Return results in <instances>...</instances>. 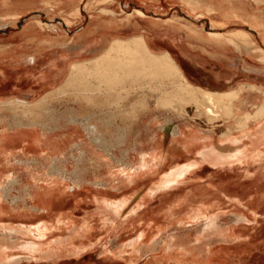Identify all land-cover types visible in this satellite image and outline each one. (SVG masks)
Returning a JSON list of instances; mask_svg holds the SVG:
<instances>
[{
  "label": "rangeland",
  "instance_id": "rangeland-1",
  "mask_svg": "<svg viewBox=\"0 0 264 264\" xmlns=\"http://www.w3.org/2000/svg\"><path fill=\"white\" fill-rule=\"evenodd\" d=\"M257 2L0 0V145L4 132L32 128L11 127L15 118L56 125L76 113L100 125L110 144L94 145L83 127L57 152L45 144L28 149L27 135L8 140L0 151V264H264V119L256 109L263 98L241 88L252 83L264 90V15L256 11L264 3ZM104 9L115 12L106 16L112 35L101 37L107 31L100 28L91 43L66 37L87 27L91 17L106 15ZM139 23L151 37L140 33ZM35 31L61 37L34 44L29 35ZM135 34H143L154 51L171 52L191 83L242 93L234 104L237 119L209 124L195 109L179 117L154 100L145 112L143 97L134 101L141 90L136 84L117 85L113 94L94 78L92 64L81 77H70L72 62L100 56L111 39ZM231 39H251L257 48L249 56ZM203 44L208 50L192 48ZM26 55L35 61H24ZM128 94L133 97L127 103ZM113 96L120 101L110 102ZM118 110L110 126L111 112ZM244 114L252 117L243 131ZM169 120L183 134L196 131L197 146L185 151L186 136L173 140L172 129L162 131ZM231 127L236 144L221 136ZM66 131L58 130L56 138ZM226 141L244 144L240 159L210 154Z\"/></svg>",
  "mask_w": 264,
  "mask_h": 264
},
{
  "label": "bare ground",
  "instance_id": "bare-ground-1",
  "mask_svg": "<svg viewBox=\"0 0 264 264\" xmlns=\"http://www.w3.org/2000/svg\"><path fill=\"white\" fill-rule=\"evenodd\" d=\"M257 1L258 5L264 3V0ZM256 11L258 12L259 16L264 15V10L259 11L258 9ZM104 13L106 15H115V12L109 9H104ZM140 14L144 15V13L141 11ZM258 15L255 14L253 18L258 19ZM3 24L4 21L0 19V26ZM48 26L52 27V30H56L58 28L57 25L53 24H50ZM35 38L38 39L39 37ZM231 42L236 45V48L241 53L246 52L249 56L250 54H252L250 50L252 48V50H255L257 48L256 44L253 43L251 39L246 40L244 42L231 39ZM150 45L152 44L149 43V41L143 34L139 35L138 37L129 38L126 40L116 39L110 42L107 47H105V51L100 56L94 57L90 60L81 61L74 65L70 77H77L78 75L79 77H81L87 65L92 64L93 67L91 72L94 74V78L98 82H104L108 87V90H113V94L118 93V89H116L117 85L119 86L122 84L123 89H125V87H131L136 84V86L141 90L137 91L138 95L135 99H133L135 102H140L141 100H139V97H143L142 99L144 103H142V105L144 106L143 110H145V112L150 111L152 101L154 100L157 104H159L168 112L179 113V117H185L186 114H188L191 110L195 109L196 112H198L197 115L206 117L207 122L209 124L214 123V121L216 122L217 119L219 120L221 118L227 119L229 121L237 119L233 118V116L235 115L234 104L236 101H238V99H241L242 93H240L237 89H232L228 91H213L212 89L210 90L191 83L188 80L187 76L184 74L181 67L172 57L170 52L166 51L158 53L154 51ZM243 48L245 49V51H243ZM31 60L32 59H30V62L33 61ZM149 78L151 79V81L148 85H146L147 83L145 82H148ZM243 87L251 92H257V94H260L258 95V98L262 96L263 100L261 103L258 104L256 109H258L259 114L262 115L261 118L264 119V90L260 89L258 85L252 83L241 85V88ZM132 97V94H128V96H126V102L128 103L129 100L132 99ZM119 101L120 100H116V96H113V99H111L110 102L115 103ZM127 103H125V105ZM13 104H15L14 101ZM120 112L121 110L112 111L110 115L112 120L114 118H117V114ZM250 115L252 114H244V116L240 118L244 124V126H241L243 131L248 126V119L252 117ZM116 122L117 119H114L113 122L111 121L108 123L111 126V124L115 125ZM171 123L172 120L165 122L164 125L160 126V129L162 131L172 129L171 134L174 136L173 140L179 141V137L177 135H181L184 133L181 130L183 129V127L180 125L172 127ZM10 125L11 127L15 126L17 128L25 127L26 125L32 128H30L29 130H24V132L16 131L14 132V134H5L4 132V136H2L4 137V140L3 144L0 145L2 146L0 151L9 146L8 140H11L13 136L27 135L30 138V142L29 144H27L28 149L36 151L38 150L39 146L45 144L48 149L50 148L52 151L57 152L62 148L64 144H67L70 140L75 139L82 127L89 135L88 137L91 139L94 145L105 149L110 145L109 141L105 138L104 132L101 131L102 128L100 127V125H98L97 123H93L91 117L86 115H80L77 113L72 114L71 118H67L64 123H59L56 125L40 123L35 119L26 123L23 118H15L14 123H10ZM39 128L43 130L42 133L39 132ZM61 128L67 129V133L65 135L66 137L57 139L56 132ZM233 130V127L228 128L227 130H225V132H223L221 136L223 138L230 139L229 142L235 143L236 140L234 138H231ZM42 135H45L46 139H43V137H41ZM183 135L187 137L184 138L187 139L185 143L186 147H184L185 151H190L191 147L197 146L199 135L196 131H193L189 135L186 133ZM122 137L124 138V134H122ZM188 137L190 140L188 139ZM229 142L226 141V144L222 146V148L220 147L213 149L210 154L218 159H228L231 157H236L237 159H240V157H242L244 153V144L230 145ZM82 153L84 152L82 151ZM201 153L205 157L210 155L208 154V152L204 151ZM144 155L142 157V160L146 161V156ZM162 157L163 159L168 158L167 155H164ZM195 165L196 163L194 162L183 168H179L174 173L175 178L183 175L186 171H188L191 167ZM175 178H169L167 179V182H170ZM12 185L13 181L10 180L9 185L4 188V191L9 190V186ZM212 226L214 227L215 224H212Z\"/></svg>",
  "mask_w": 264,
  "mask_h": 264
},
{
  "label": "crops",
  "instance_id": "crops-1",
  "mask_svg": "<svg viewBox=\"0 0 264 264\" xmlns=\"http://www.w3.org/2000/svg\"><path fill=\"white\" fill-rule=\"evenodd\" d=\"M156 5V3L155 2H153V3H151L150 5H148V7H151V6H155ZM165 5V7H168L170 4H164ZM102 15V14H101ZM106 16H107V18H108V16H111V15H102V16H99V17H95V19H94V21L93 22H91L93 19H92V17H91V20H90V22H89V24L87 25V27H80V28H78V30L75 32V33H72V34H70V33H68L67 35H66V37H73V39H75V40H77V42L78 41H81V42H83L84 41V38H86V40L87 41H89L90 43L93 41V37H96L98 34V32H100V30L102 29V31L104 30L106 33L105 34H101V37H109L110 35H112L113 34V32H114V27L111 25V26H109V21L107 20V18H106ZM146 16V15H145ZM140 17H142L141 15H140ZM142 18H144V17H142ZM148 20H152V19H148ZM152 21H154V22H156L157 23V25H159V23L157 22V21H155V20H152ZM91 23V24H90ZM96 23H98L97 25H95ZM90 25V26H89ZM95 25V26H94ZM145 23H139L138 25H136L137 26V28H141V30H142V32H140V33H146L145 32ZM157 25H154V26H157ZM101 28V29H100ZM50 30H52V29H50ZM57 30V29H56ZM56 30H52V31H56ZM137 35H140V34H135V35H133V36H131V37H134V36H137ZM146 36H148V37H151L149 34H145ZM30 37H32L33 39H32V41L34 42V44L36 43V42H41L42 40H45V41H50L49 39H48V37H61V34L60 33H58V34H52V33H48V34H44V33H38L37 31H35V32H33V34L32 35H29ZM24 37H27V36H25L24 35ZM35 37H39L38 39H36ZM42 37H44V38H42ZM153 37H155V36H153ZM190 38H192V37H190ZM95 39H97V38H95ZM102 39V38H101ZM114 40H116V38H113V39H111L110 41H109V43L110 42H112V41H114ZM44 41V42H45ZM88 42V43H89ZM96 42H97V40H96ZM98 42H100V41H98ZM97 42V43H98ZM201 43H203V41L201 42ZM210 43H212V42H210ZM219 44V43H218ZM222 45V44H221ZM193 47L192 48H198V49H201V50H208V47H210V45H206V44H203V45H192ZM77 48H83V46H81V45H79V44H77V46H76ZM104 50V49H103ZM12 52V51H11ZM204 52V51H203ZM13 53V52H12ZM170 54H171V52H170ZM13 55H14V53H13ZM172 55V54H171ZM17 56V54L15 55V57ZM29 56H31V55H26V56H24L23 57V60L24 61H26V62H30V59H32L31 61L32 62H34L35 61V56H32V57H30V59L28 60V59H26L27 57H29ZM174 58V57H173ZM79 62H81V60H78ZM78 61H75V62H72L71 63V68H73V66L74 65H76L77 63H79ZM192 61H193V59H192ZM191 61V62H192ZM13 62H16V60L15 61H13ZM192 67H194L195 69H197V70H200L199 68V64H197V63H191L190 64ZM205 88V87H204ZM208 89V88H207ZM211 90V89H210ZM213 91H225V90H214V89H212Z\"/></svg>",
  "mask_w": 264,
  "mask_h": 264
}]
</instances>
